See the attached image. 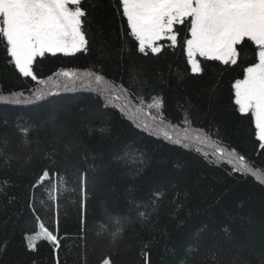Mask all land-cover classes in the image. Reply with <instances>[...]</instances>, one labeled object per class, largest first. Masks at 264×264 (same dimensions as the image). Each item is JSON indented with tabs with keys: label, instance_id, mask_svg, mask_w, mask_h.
Returning <instances> with one entry per match:
<instances>
[{
	"label": "trees",
	"instance_id": "1",
	"mask_svg": "<svg viewBox=\"0 0 264 264\" xmlns=\"http://www.w3.org/2000/svg\"><path fill=\"white\" fill-rule=\"evenodd\" d=\"M74 7L85 49L31 76L0 33V264H264V144L235 87L258 46L193 73L192 17L154 53L122 0Z\"/></svg>",
	"mask_w": 264,
	"mask_h": 264
},
{
	"label": "rangeland",
	"instance_id": "2",
	"mask_svg": "<svg viewBox=\"0 0 264 264\" xmlns=\"http://www.w3.org/2000/svg\"><path fill=\"white\" fill-rule=\"evenodd\" d=\"M122 2L140 48L154 53L160 51L155 44L161 40L175 44L174 26L192 17L186 54L193 73L200 72L198 57L232 62L236 44L244 37L252 39L259 48L258 63L236 84V103L242 113L254 115L256 136L264 144V0ZM77 4L78 0H0V33L8 38L12 57L25 76H31L30 66L37 56L71 55L85 49ZM33 237L28 239L31 245Z\"/></svg>",
	"mask_w": 264,
	"mask_h": 264
}]
</instances>
